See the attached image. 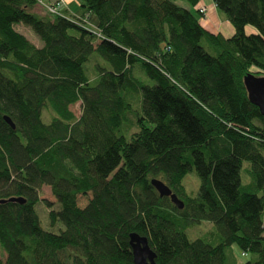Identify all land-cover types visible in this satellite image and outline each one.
Returning <instances> with one entry per match:
<instances>
[{
    "label": "trees",
    "instance_id": "trees-1",
    "mask_svg": "<svg viewBox=\"0 0 264 264\" xmlns=\"http://www.w3.org/2000/svg\"><path fill=\"white\" fill-rule=\"evenodd\" d=\"M200 1L76 0L43 15L39 0H0V264H134L131 233L157 264H264V116L245 85L264 77V0H213L230 37L202 24ZM93 53L104 62L91 79ZM39 202L60 232L43 228Z\"/></svg>",
    "mask_w": 264,
    "mask_h": 264
},
{
    "label": "rangeland",
    "instance_id": "rangeland-1",
    "mask_svg": "<svg viewBox=\"0 0 264 264\" xmlns=\"http://www.w3.org/2000/svg\"><path fill=\"white\" fill-rule=\"evenodd\" d=\"M50 2H51V0H50ZM50 2L46 1V0L43 1V3L45 5L43 3H40L41 5L38 4L35 7L34 11L37 13H41L43 15L47 14L51 8L48 5L53 4L54 6L57 7L58 6L57 4H59L60 1H58L57 3L56 2L50 3ZM178 2H179V4H181L183 6H187V4L184 1H178ZM201 7L205 8L203 13L200 12ZM196 8L198 9V11L201 14L202 24L205 25L208 30L213 31V32H220L219 28L222 27L223 33L222 32L221 33L224 34L226 37L232 36V34L235 32L234 26L231 24V22L229 20L226 19L225 15L222 12L217 10V8H215V7H213V9L209 8L207 5H205L202 2V0L197 4ZM213 14H214V17H213ZM217 18H218L219 23H214V20H216ZM15 29L18 30L19 32L23 33L35 45L42 46V44H43L42 41L34 33V31L31 29V27L24 25L23 23H17L15 25ZM245 31L247 34L256 33V29L251 25H248L246 27ZM97 60L100 62L103 61L102 58L97 53H93L91 55L89 61H87L85 64L86 73L91 79H94L98 74V69L96 66ZM143 77L146 78L148 82H152L147 77H145V76H143ZM71 109L74 111L76 116H80L82 113L81 102H78L76 104L71 105ZM44 117H45V120L48 121L50 119L49 113L45 112ZM249 165L250 164L248 161H245L243 164L242 179H243L244 183H246L250 180L249 174L245 171L246 168L249 167ZM200 183H201L200 178L197 175L194 168L182 180V184L185 186V189H186L187 193H189V194H196L200 188ZM41 197L51 201L55 208L59 207L57 202H56L55 197L53 196V194L51 192L50 187H48V186L43 187ZM90 198H91V194L80 195L79 199H78L79 205L85 206L88 203V201L90 200ZM36 209L40 215L41 224H42L44 229L58 233L64 228V225L61 221H59L54 226L50 224L49 218H48V209L43 202H39L36 205ZM211 226H212L211 222L202 221L200 224H197V225L193 226L192 228L187 229L186 233L190 239H194V238L198 237V235L204 234L207 231V229H209ZM235 253L239 257L240 263H242L243 260H245V258L240 255L241 253H240V250L238 248H235ZM0 255H2L1 250H0Z\"/></svg>",
    "mask_w": 264,
    "mask_h": 264
},
{
    "label": "water",
    "instance_id": "water-1",
    "mask_svg": "<svg viewBox=\"0 0 264 264\" xmlns=\"http://www.w3.org/2000/svg\"><path fill=\"white\" fill-rule=\"evenodd\" d=\"M245 85L247 87L251 102L259 108L261 114L264 116V77L248 74L245 77ZM5 120L13 128L15 127L14 123L9 117L6 116ZM151 183L159 192L161 197H169L171 202L179 209L184 207L183 200L180 199L164 181L154 178L151 180ZM10 200L24 202V200L15 197L11 198ZM130 244L132 248L134 264H157L156 253L150 246L149 240L146 236L140 235L138 233H131Z\"/></svg>",
    "mask_w": 264,
    "mask_h": 264
},
{
    "label": "crops",
    "instance_id": "crops-1",
    "mask_svg": "<svg viewBox=\"0 0 264 264\" xmlns=\"http://www.w3.org/2000/svg\"><path fill=\"white\" fill-rule=\"evenodd\" d=\"M46 1H49L50 2V0H46ZM58 1H60L59 3H60V8L62 9V8H66V9H70L72 6H73V4L75 3V1L76 0H58ZM57 0H51V2L50 3H54V2H58ZM66 2V3H65ZM202 2L205 4V5H207L209 8H211V9H213V6L216 8V5H215V3H214V1L213 0H202ZM213 17H214V14H213ZM214 23H219L218 22V18L216 19V20H214ZM205 26V25H204ZM223 26V25H222ZM206 27V26H205ZM207 28V27H206ZM219 31L220 32H222V27H220L219 28ZM223 33V32H222Z\"/></svg>",
    "mask_w": 264,
    "mask_h": 264
},
{
    "label": "built area",
    "instance_id": "built-area-1",
    "mask_svg": "<svg viewBox=\"0 0 264 264\" xmlns=\"http://www.w3.org/2000/svg\"><path fill=\"white\" fill-rule=\"evenodd\" d=\"M43 1H45V0H39V2H41V3H43ZM44 4V3H43ZM45 5V4H44ZM58 6L56 7V6H54L53 4H51V5H48V6H50L51 8H50V12H57L58 11V9H60L59 7H60V3L59 4H57ZM204 10H205V8H203V7H201L200 8V12H204Z\"/></svg>",
    "mask_w": 264,
    "mask_h": 264
},
{
    "label": "bare ground",
    "instance_id": "bare-ground-1",
    "mask_svg": "<svg viewBox=\"0 0 264 264\" xmlns=\"http://www.w3.org/2000/svg\"><path fill=\"white\" fill-rule=\"evenodd\" d=\"M58 1V0H57ZM41 3V2H40ZM66 3V2H65ZM214 7V6H213ZM217 7V6H216ZM218 11H220L219 9H218ZM220 13V12H219ZM221 14V13H220ZM260 111V110H259ZM262 115V114H261ZM152 180V179H151ZM163 180V179H162ZM246 180V179H245ZM225 254V253H224Z\"/></svg>",
    "mask_w": 264,
    "mask_h": 264
}]
</instances>
